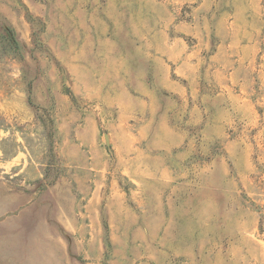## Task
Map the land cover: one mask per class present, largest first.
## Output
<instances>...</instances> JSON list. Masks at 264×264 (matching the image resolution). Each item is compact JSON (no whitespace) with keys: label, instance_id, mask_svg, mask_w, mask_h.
Masks as SVG:
<instances>
[{"label":"rangeland","instance_id":"obj_1","mask_svg":"<svg viewBox=\"0 0 264 264\" xmlns=\"http://www.w3.org/2000/svg\"><path fill=\"white\" fill-rule=\"evenodd\" d=\"M0 264H264V0H0Z\"/></svg>","mask_w":264,"mask_h":264},{"label":"trees","instance_id":"obj_2","mask_svg":"<svg viewBox=\"0 0 264 264\" xmlns=\"http://www.w3.org/2000/svg\"><path fill=\"white\" fill-rule=\"evenodd\" d=\"M5 34H6V37L4 39L7 41V44L9 45V47L13 49V51L18 50L19 44L14 36V33L10 29L6 28Z\"/></svg>","mask_w":264,"mask_h":264}]
</instances>
